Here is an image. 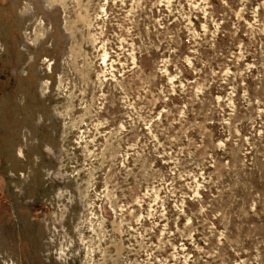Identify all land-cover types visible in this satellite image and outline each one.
Returning a JSON list of instances; mask_svg holds the SVG:
<instances>
[{"label":"rangeland","instance_id":"rangeland-1","mask_svg":"<svg viewBox=\"0 0 264 264\" xmlns=\"http://www.w3.org/2000/svg\"><path fill=\"white\" fill-rule=\"evenodd\" d=\"M0 264H264V0H0Z\"/></svg>","mask_w":264,"mask_h":264}]
</instances>
